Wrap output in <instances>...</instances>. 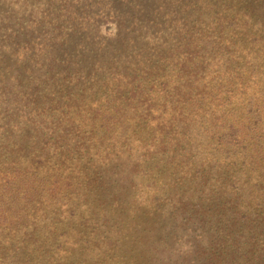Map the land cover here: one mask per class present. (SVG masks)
<instances>
[{
  "label": "rangeland",
  "instance_id": "obj_1",
  "mask_svg": "<svg viewBox=\"0 0 264 264\" xmlns=\"http://www.w3.org/2000/svg\"><path fill=\"white\" fill-rule=\"evenodd\" d=\"M0 264H264V0H0Z\"/></svg>",
  "mask_w": 264,
  "mask_h": 264
}]
</instances>
